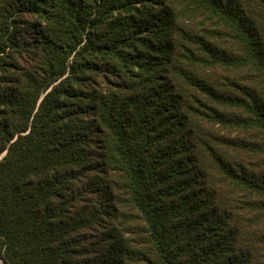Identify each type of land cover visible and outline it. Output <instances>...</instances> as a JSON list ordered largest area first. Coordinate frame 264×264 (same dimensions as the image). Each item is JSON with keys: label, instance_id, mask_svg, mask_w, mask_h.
I'll list each match as a JSON object with an SVG mask.
<instances>
[{"label": "trees", "instance_id": "16d2710c", "mask_svg": "<svg viewBox=\"0 0 264 264\" xmlns=\"http://www.w3.org/2000/svg\"><path fill=\"white\" fill-rule=\"evenodd\" d=\"M6 264H264V0H0Z\"/></svg>", "mask_w": 264, "mask_h": 264}, {"label": "water", "instance_id": "95a60500", "mask_svg": "<svg viewBox=\"0 0 264 264\" xmlns=\"http://www.w3.org/2000/svg\"><path fill=\"white\" fill-rule=\"evenodd\" d=\"M0 264H6V263L3 261V259H2L1 256H0Z\"/></svg>", "mask_w": 264, "mask_h": 264}]
</instances>
